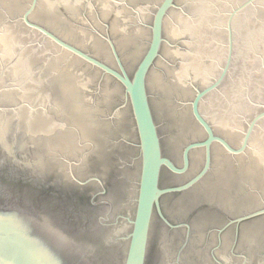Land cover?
<instances>
[{"label": "water", "instance_id": "95a60500", "mask_svg": "<svg viewBox=\"0 0 264 264\" xmlns=\"http://www.w3.org/2000/svg\"><path fill=\"white\" fill-rule=\"evenodd\" d=\"M133 4L0 0V99H37L45 114L46 76H65L76 124L106 132L109 155L122 150L108 185L84 168L75 128L71 178L91 186L85 205L0 170V264H264V207H229L233 218L219 223L213 207L167 204L214 164L219 177L233 162L241 175L264 164V0H155L136 28ZM24 103L0 105L8 154L21 148L7 136L22 126L11 118L34 112ZM197 151L194 175L163 186L164 172L190 171Z\"/></svg>", "mask_w": 264, "mask_h": 264}, {"label": "flooded vegetation", "instance_id": "af4514ba", "mask_svg": "<svg viewBox=\"0 0 264 264\" xmlns=\"http://www.w3.org/2000/svg\"><path fill=\"white\" fill-rule=\"evenodd\" d=\"M154 1L135 0V4L129 7L130 14L135 15V28L140 25L147 27L148 22H150V15L154 12ZM92 24L96 25L93 20L89 19L90 27L95 30ZM72 41L75 42L73 39ZM47 76L46 88L51 91L52 100L50 101L51 106L48 102V107L45 109L46 115L44 112L39 113L41 109L36 105L41 102L37 99L30 98L23 99V101L19 99L20 97L13 101H10L11 98L0 99V105L25 102L24 104L28 106H32L31 104L35 106L26 108V110L34 112L25 113L23 110L24 116H13L12 120L10 119L11 124L7 126L11 127L12 122L16 121H20L22 124L21 129L13 130L14 132L11 129L7 132L10 143H19L21 148L14 151V154H8L0 148V170L10 178L34 181L39 187L47 188L61 196L62 199H69L85 205L89 200L91 186L83 185V188L82 184L71 178L72 169L74 171L76 169L75 128L78 131V138L84 143V148L79 156V158L84 156L87 159L84 168L87 170H91L92 167L98 168L100 170L99 175L105 179L108 185H111L109 180L116 171L115 163L122 150L120 148L114 149L112 153H117V155L111 153L109 155L106 132L101 130L93 134L91 129L84 126L81 120L76 124L74 103L70 96L69 100L65 96L67 95L65 90H70V82L65 81L67 77L61 75L57 78L52 75ZM57 95H62V97L58 100L56 99ZM61 103L62 109L59 108ZM51 110L60 111L57 114L51 113ZM131 116L132 114L128 110L127 118ZM214 125L216 127L215 123ZM193 128H196V125L190 123L185 129L186 135H188L187 131L192 132ZM166 129L163 134L173 135L174 141L172 143H175L180 135L172 130V127ZM115 137L120 140L121 135L116 134ZM249 149L250 146L245 155L250 153L252 157H255V154ZM175 153L178 154L181 151L176 152V148L173 147L171 154L173 158H175ZM190 159V171L182 175L176 176L166 170L167 172H164L162 177L163 186L188 181L203 163L201 152L198 151L195 155H191ZM250 164L249 174L246 172V174L241 175L238 164L233 162V166L230 167L232 172L224 177L216 176L217 164H214L211 174L202 179L194 189L169 194L167 204L183 207H213L214 210L211 208L212 214H215L219 223H223V219L227 221L233 218L229 212V207H264V164L261 162Z\"/></svg>", "mask_w": 264, "mask_h": 264}]
</instances>
